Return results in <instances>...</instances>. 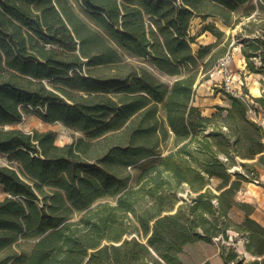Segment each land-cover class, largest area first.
Returning a JSON list of instances; mask_svg holds the SVG:
<instances>
[{"label": "trees", "instance_id": "obj_1", "mask_svg": "<svg viewBox=\"0 0 264 264\" xmlns=\"http://www.w3.org/2000/svg\"><path fill=\"white\" fill-rule=\"evenodd\" d=\"M250 1L78 0L91 26L70 0H0V152L17 163L0 164V264H187L198 243L226 264H264V227L238 200L264 170V127L250 115L264 111V0L240 15ZM195 18L241 25L247 69L262 75L257 108L226 90L230 104L210 116L194 105L218 57L213 45L193 52ZM32 112L84 136L60 146L53 131L6 129ZM231 232L254 259L224 245ZM21 235L37 240L29 255L13 250Z\"/></svg>", "mask_w": 264, "mask_h": 264}, {"label": "rangeland", "instance_id": "obj_2", "mask_svg": "<svg viewBox=\"0 0 264 264\" xmlns=\"http://www.w3.org/2000/svg\"><path fill=\"white\" fill-rule=\"evenodd\" d=\"M70 1L74 7V10L80 15V17L87 24L95 26L94 20L89 16V14L84 11L80 2H78V0ZM120 1L122 2L123 0ZM255 8V5L249 3L246 7H242V10L240 8V12L244 14L255 10ZM220 21L221 20L217 18H210L207 22H203L201 18H198V20L194 22L193 27L190 29V34L196 36L195 42L191 44V47L195 54H197L203 47H207L209 45H213L211 53H218V57L216 58L214 65L207 73L209 78L200 83L195 89L194 105L202 109L201 112H204L203 114L205 116H210L211 109L213 107L215 108V104L222 106H228L230 104L225 96L224 91L226 90L228 92V89L226 88V80L231 76L235 77L231 92H233V94L235 95L245 97V99L250 103L252 107H258L253 101V97H260L263 94L260 84L262 75L250 73L248 71L247 64L244 65L246 61L241 52V42L235 38L238 31L241 29V25H239L235 31H232L231 28L228 27L229 29H227V26L219 24ZM209 23H214L220 30L224 32L222 40L219 41L218 38L215 37L210 31H206L205 27ZM248 37L249 36H245L244 38L246 39ZM228 41H230L231 43L229 46H226V43ZM237 42L239 44L237 46H234ZM124 57L126 61L131 64L148 68L160 80L169 85H171L175 79L162 74L158 70L151 67V65L143 59L134 58L127 55H124ZM204 77L205 75H203L201 72L199 80L204 79ZM245 89L248 90V94L246 93ZM161 115L165 117L164 107H161ZM250 115L254 120L259 122L264 127L263 110H260L259 115H256V112L253 108V110L250 111ZM11 128L20 129L27 133L33 131H53L57 134L56 144L60 146L69 144L84 136V134L76 132L66 127L62 123L45 122L35 112L27 114L21 123L6 126V129ZM171 147L172 141H169L164 145V155L169 152V149ZM157 160L158 159L156 158L152 159L153 162H156ZM0 164L17 166L16 162L10 161L8 155L2 152H0ZM141 169L142 167L139 166L128 170L134 175H138ZM6 196L7 194L5 193L4 188L0 186V200H3ZM232 217L236 222L240 223L245 219V214L243 211L235 209L232 212ZM36 242L37 240L33 237L21 235L18 242L13 246V250L29 255L32 252ZM223 243L227 247L232 246L233 248H235L236 251L241 256H245L247 260L254 259V257L246 250V235H239L235 232H231L230 240L224 241ZM217 246L216 244L208 245L205 243L189 245L186 247V250L181 255V257L187 264H193L196 261H200L213 255L218 249H220L219 247L217 248Z\"/></svg>", "mask_w": 264, "mask_h": 264}, {"label": "crops", "instance_id": "obj_3", "mask_svg": "<svg viewBox=\"0 0 264 264\" xmlns=\"http://www.w3.org/2000/svg\"><path fill=\"white\" fill-rule=\"evenodd\" d=\"M249 3L255 5L256 7L252 14V16L254 17L259 11L257 0H252L246 3L245 5L241 6L240 8L242 10V7H246ZM240 15H242L241 12ZM197 20L198 18L193 19L190 29L193 27L194 22ZM244 65H246V63ZM214 106H216V104ZM200 110L202 111V109ZM214 112H215V108L213 107L211 109L210 115ZM258 180H259L258 184L255 182L244 183L241 189L242 193L238 195V200L254 206L255 211L252 214V218L255 219L258 223H260L264 227V170L263 169H259ZM208 260L211 262V264H226L220 254V249H218L213 255L208 257Z\"/></svg>", "mask_w": 264, "mask_h": 264}, {"label": "built area", "instance_id": "obj_4", "mask_svg": "<svg viewBox=\"0 0 264 264\" xmlns=\"http://www.w3.org/2000/svg\"><path fill=\"white\" fill-rule=\"evenodd\" d=\"M234 81H235V77L234 76H231V77H229L226 80V88L228 89V92H230V93H233L231 91H232V86L234 84ZM241 83H242V81H241ZM129 169H131V167ZM253 182L258 184L259 183L258 178H256ZM241 193H242V190L239 192V194H241Z\"/></svg>", "mask_w": 264, "mask_h": 264}, {"label": "bare ground", "instance_id": "obj_5", "mask_svg": "<svg viewBox=\"0 0 264 264\" xmlns=\"http://www.w3.org/2000/svg\"><path fill=\"white\" fill-rule=\"evenodd\" d=\"M219 24L224 25L223 22H221V21L219 22ZM224 26H225V25H224ZM226 28L229 29L228 27H226Z\"/></svg>", "mask_w": 264, "mask_h": 264}]
</instances>
